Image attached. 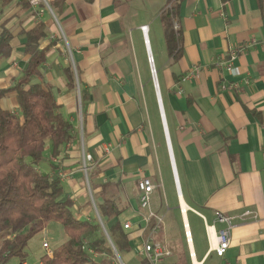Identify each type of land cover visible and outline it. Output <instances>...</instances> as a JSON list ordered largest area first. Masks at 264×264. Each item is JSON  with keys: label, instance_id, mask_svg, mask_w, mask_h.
I'll return each mask as SVG.
<instances>
[{"label": "crops", "instance_id": "obj_1", "mask_svg": "<svg viewBox=\"0 0 264 264\" xmlns=\"http://www.w3.org/2000/svg\"><path fill=\"white\" fill-rule=\"evenodd\" d=\"M39 22L47 33L43 78L75 128L66 152L55 158L48 149L49 168L40 167L60 166L78 216L99 213L91 184H117L119 220L132 224V250L122 255L135 259L152 233L138 189L148 177L162 218L154 235L173 252L163 264H264V0H64L59 16L47 0H0L13 48L0 57V88L27 67L23 32ZM1 105L16 111V93ZM247 209L258 217L242 220ZM218 211L235 217L224 256L207 232L223 227Z\"/></svg>", "mask_w": 264, "mask_h": 264}, {"label": "trees", "instance_id": "obj_2", "mask_svg": "<svg viewBox=\"0 0 264 264\" xmlns=\"http://www.w3.org/2000/svg\"><path fill=\"white\" fill-rule=\"evenodd\" d=\"M47 1L59 16L64 0ZM163 17L170 29L171 13L165 11ZM23 33L25 51L30 55L28 65L10 87L0 88V264H8L13 257L26 261L29 241L52 221L62 225L67 239L55 246L51 255H42L41 264H119L116 254L128 253L132 247L131 228L126 229L125 222L119 220L123 209L113 197L117 184H91L101 220L96 216L80 218L59 175L60 166L51 160V171L41 170L48 149L55 158L66 152L75 128L60 111L56 96L43 78L47 49L40 47V40L47 34L46 25L39 22ZM11 40L6 23L0 24V57L11 56ZM64 71L69 88H74L73 68L68 66ZM10 92L17 96L16 111L1 105ZM148 224L150 232L156 219ZM126 264L151 263L133 258Z\"/></svg>", "mask_w": 264, "mask_h": 264}, {"label": "built area", "instance_id": "obj_3", "mask_svg": "<svg viewBox=\"0 0 264 264\" xmlns=\"http://www.w3.org/2000/svg\"><path fill=\"white\" fill-rule=\"evenodd\" d=\"M176 28H178V24L176 23ZM143 29L146 30V26H143ZM241 48H235L232 51V57L234 58L238 51H240ZM149 61L152 65V72L156 74V69L154 67V60L152 56H149ZM234 73H238V68H230ZM199 73V70L196 69L193 72H191L188 77H195ZM157 84V83H156ZM229 89H237V84H230L228 86ZM60 177L62 178L63 175L60 173ZM156 185L154 182L148 178V177H142L138 181V189L140 192L139 200H140V206L144 210H147V214L144 217V220L147 222H150L152 218L156 219V224L154 228L152 229V233L149 234L142 245L138 247L136 250V258L139 260H148L151 264H163L164 260L168 257H170L173 252L170 248H168L164 243L161 241H158L155 238L154 233L160 228V225L162 223V218L158 217L155 212L152 210V200H153V194L155 191ZM258 217L257 213L254 210L247 209L243 212V214L240 216L242 220H248V219H256ZM216 220L217 222L223 224V227L220 229H215L214 225H207V232L209 235V238H211V233L214 234V250L217 253L218 256H224L227 249L230 247L232 242V232L235 227V217L226 215L222 212H216ZM132 224L130 222H125L124 227L126 229L131 228ZM185 238L188 243L192 242V232L186 227L185 229ZM43 247L46 249L48 254H52V250L48 244V242L43 243ZM190 257L194 258L195 253L193 251L190 252ZM22 264H29L28 262L24 261ZM193 264H200V263H193Z\"/></svg>", "mask_w": 264, "mask_h": 264}, {"label": "rangeland", "instance_id": "obj_4", "mask_svg": "<svg viewBox=\"0 0 264 264\" xmlns=\"http://www.w3.org/2000/svg\"><path fill=\"white\" fill-rule=\"evenodd\" d=\"M152 75L156 77V74H154L153 72H152ZM154 81H155V78H154ZM41 166H43L42 168H46L49 166V152L48 151H46L45 153V158H44V161L41 163ZM91 200L94 206H97L96 201L95 199L94 200L92 199V196H91ZM65 240H66V235H65V231L62 225L56 221L50 222L43 231L35 235L29 241L27 245L28 255H27L26 261L29 264H36L39 262L41 256L47 252L46 249L43 247L44 242H48L52 250L55 246L61 244ZM116 255H117L116 258L119 264H121V261L125 264H126V261H129L128 257L126 256L122 257L121 254H116ZM19 262H20L19 258L13 257L10 259L8 264H19Z\"/></svg>", "mask_w": 264, "mask_h": 264}, {"label": "water", "instance_id": "obj_5", "mask_svg": "<svg viewBox=\"0 0 264 264\" xmlns=\"http://www.w3.org/2000/svg\"><path fill=\"white\" fill-rule=\"evenodd\" d=\"M153 78H155V81H156V77L155 76H153ZM157 82V81H156ZM98 218L100 219V215H99V213H98ZM101 220V219H100ZM106 232V234L108 235V233H107V231H105ZM121 264H124L122 261H121Z\"/></svg>", "mask_w": 264, "mask_h": 264}, {"label": "bare ground", "instance_id": "obj_6", "mask_svg": "<svg viewBox=\"0 0 264 264\" xmlns=\"http://www.w3.org/2000/svg\"><path fill=\"white\" fill-rule=\"evenodd\" d=\"M186 210V209H185Z\"/></svg>", "mask_w": 264, "mask_h": 264}]
</instances>
